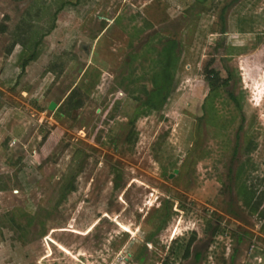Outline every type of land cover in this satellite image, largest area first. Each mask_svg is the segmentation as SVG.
Here are the masks:
<instances>
[{
    "label": "rangeland",
    "instance_id": "1",
    "mask_svg": "<svg viewBox=\"0 0 264 264\" xmlns=\"http://www.w3.org/2000/svg\"><path fill=\"white\" fill-rule=\"evenodd\" d=\"M0 123V264H264V0H0Z\"/></svg>",
    "mask_w": 264,
    "mask_h": 264
},
{
    "label": "trees",
    "instance_id": "2",
    "mask_svg": "<svg viewBox=\"0 0 264 264\" xmlns=\"http://www.w3.org/2000/svg\"><path fill=\"white\" fill-rule=\"evenodd\" d=\"M177 48L176 40H168L166 41L160 51L158 52V57L153 62L154 70L152 72L150 83L151 89H142L141 93L144 95V99L141 102L142 110L140 114H145L150 110L158 109L166 100L169 90L172 87L173 83V74L178 61L177 55H175V49ZM35 60V52L27 59L24 60L21 64V72L24 71L29 61ZM205 80L208 85V95L206 98V104L210 103L211 100L218 95L219 90L223 88L230 87L231 75L227 78L222 79L220 77V73L216 71L211 66L205 69ZM227 95L229 99L234 103L235 107H239L238 98L235 97L229 89H226ZM75 91L73 90L70 94V97L67 101L68 109H77L80 107L81 103L78 100H72L74 97ZM211 123L214 122V116L210 115ZM130 124H133V120L130 121ZM245 174L244 166L238 169L237 178L239 180V184L237 187L238 194L240 195L242 202L245 206L249 208V212L253 215H258L263 217L262 212H258L260 208L261 199L257 200L252 188L247 185V181L243 178ZM168 201H164L163 209L165 212L162 215L161 221L156 227L155 232H158L165 224L167 218L170 216V205L168 206ZM152 237V236H151ZM151 237L149 236L146 241H151ZM147 244V243H146ZM146 249L144 245L143 250ZM142 255L138 258L141 260ZM195 258H199V253H195Z\"/></svg>",
    "mask_w": 264,
    "mask_h": 264
},
{
    "label": "water",
    "instance_id": "3",
    "mask_svg": "<svg viewBox=\"0 0 264 264\" xmlns=\"http://www.w3.org/2000/svg\"><path fill=\"white\" fill-rule=\"evenodd\" d=\"M55 108V104L54 103H50L49 105V110L53 111ZM177 171L175 170L173 174H175ZM173 174L171 175V177L173 176Z\"/></svg>",
    "mask_w": 264,
    "mask_h": 264
},
{
    "label": "crops",
    "instance_id": "4",
    "mask_svg": "<svg viewBox=\"0 0 264 264\" xmlns=\"http://www.w3.org/2000/svg\"><path fill=\"white\" fill-rule=\"evenodd\" d=\"M1 124V123H0Z\"/></svg>",
    "mask_w": 264,
    "mask_h": 264
}]
</instances>
